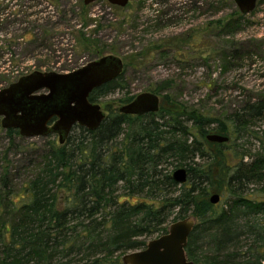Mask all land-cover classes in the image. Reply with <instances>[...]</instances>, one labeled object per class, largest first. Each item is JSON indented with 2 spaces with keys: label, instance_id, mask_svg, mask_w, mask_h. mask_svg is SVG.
<instances>
[{
  "label": "trees",
  "instance_id": "trees-1",
  "mask_svg": "<svg viewBox=\"0 0 264 264\" xmlns=\"http://www.w3.org/2000/svg\"><path fill=\"white\" fill-rule=\"evenodd\" d=\"M28 1L34 2L29 9L39 5L21 0ZM208 4L216 9L215 0ZM4 10L0 21L11 16ZM242 18L228 19L224 28L231 32ZM202 34L185 36L179 45L198 42ZM41 35L42 41L45 31ZM77 41L94 54L105 48L82 33ZM172 42L156 40L126 56L122 73L93 89L88 100L126 88L125 69ZM172 81L147 88L161 97L157 112L110 110L95 130L74 126L62 144L48 138L36 149L17 129H1L23 165L7 161L0 171V264H125L124 254L189 215L196 219L185 247L189 260L264 264V95L212 116L171 98ZM210 133L228 140L210 142ZM23 166L32 167L31 175L14 185L11 172ZM180 167L187 173L182 184L171 176ZM212 194L219 195L217 204L210 203Z\"/></svg>",
  "mask_w": 264,
  "mask_h": 264
},
{
  "label": "rangeland",
  "instance_id": "rangeland-1",
  "mask_svg": "<svg viewBox=\"0 0 264 264\" xmlns=\"http://www.w3.org/2000/svg\"><path fill=\"white\" fill-rule=\"evenodd\" d=\"M210 1L129 0V5L118 7L106 0L88 5L83 0H35L39 5L29 9L34 2L24 5L21 0H0V9L11 14L0 21V53H10L0 58V89L33 71L66 73L107 54L117 55L125 63L126 56L142 52L149 43L170 39L173 42L162 47L163 52H151L139 60L141 66L125 69L126 88L99 99L101 109L108 114L124 104L126 95L170 79L169 94L176 102L222 116L248 97L253 100L264 95V0H257L240 22L234 20L231 32L224 28L225 23L241 14L234 2L215 0L216 9H212ZM159 21L163 24L156 26ZM42 30L46 40L41 41ZM200 31L198 42L179 45L185 36L193 38ZM79 33L97 39L105 48L97 54L83 50L77 41ZM240 54L243 56L238 57ZM1 129L0 124V171L7 161L23 165ZM50 135L26 141L38 149L45 139L58 142L57 135ZM16 142L26 144L19 138ZM31 169H14L12 183L19 185L31 175Z\"/></svg>",
  "mask_w": 264,
  "mask_h": 264
},
{
  "label": "water",
  "instance_id": "water-1",
  "mask_svg": "<svg viewBox=\"0 0 264 264\" xmlns=\"http://www.w3.org/2000/svg\"><path fill=\"white\" fill-rule=\"evenodd\" d=\"M97 0H83L88 5ZM125 7L129 0H106ZM241 14L250 13L257 0H232ZM122 58L107 54L92 59L72 71H33L0 89V124L3 129H17L20 136L31 138L57 135L62 144L76 125L95 130L106 113L97 102H90V92L114 79L123 71ZM160 99L156 93L144 91L136 94L117 110L121 114L143 115L159 110ZM210 142L223 143L228 137L222 134L206 135ZM172 179L182 184L187 179L185 168L172 172ZM218 194L209 197L217 204ZM196 222L193 216L171 222L165 233L147 241L142 249L122 256L125 264H196L185 251L188 237Z\"/></svg>",
  "mask_w": 264,
  "mask_h": 264
}]
</instances>
